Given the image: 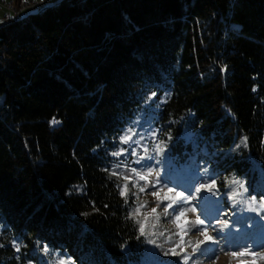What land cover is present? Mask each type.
Masks as SVG:
<instances>
[{"label":"trees","instance_id":"obj_1","mask_svg":"<svg viewBox=\"0 0 264 264\" xmlns=\"http://www.w3.org/2000/svg\"><path fill=\"white\" fill-rule=\"evenodd\" d=\"M143 120L263 199L264 0H59L0 25V264L140 263L114 171Z\"/></svg>","mask_w":264,"mask_h":264},{"label":"rangeland","instance_id":"obj_2","mask_svg":"<svg viewBox=\"0 0 264 264\" xmlns=\"http://www.w3.org/2000/svg\"><path fill=\"white\" fill-rule=\"evenodd\" d=\"M6 1H16L20 10L0 11V25L5 15L6 20L23 18L46 5L42 0ZM25 3L31 5L23 8ZM146 122L135 124L123 138L126 150L114 171L147 243L139 264H220L223 259L227 264H264V198L249 195L244 184L223 193L218 171L200 154L185 160L162 155L158 129ZM200 153L207 155L203 146ZM61 260L73 264L47 249L38 264Z\"/></svg>","mask_w":264,"mask_h":264},{"label":"built area","instance_id":"obj_3","mask_svg":"<svg viewBox=\"0 0 264 264\" xmlns=\"http://www.w3.org/2000/svg\"><path fill=\"white\" fill-rule=\"evenodd\" d=\"M35 3V2H34ZM29 5H31V3H26V8L29 7ZM33 5V4H32ZM7 10L11 13H17L18 10H20L17 6V2L16 1H6V0H1L0 1V11L2 10ZM23 10V9H22Z\"/></svg>","mask_w":264,"mask_h":264},{"label":"snow or ice","instance_id":"obj_4","mask_svg":"<svg viewBox=\"0 0 264 264\" xmlns=\"http://www.w3.org/2000/svg\"><path fill=\"white\" fill-rule=\"evenodd\" d=\"M52 122H53V123H58V121H56V120H53ZM232 183H239V181L233 180ZM240 187L243 188V185L240 184ZM208 190L211 191V188H209ZM197 191H199V189H197ZM262 206H264V205H262ZM167 207L170 208V207H172V205H168ZM193 210H194V209H193ZM153 211H155V209H153ZM173 211H174V212H175V211H179V208L173 209ZM165 214H167V208L165 209ZM181 215H183V213H181ZM197 223H198V224H202L203 222L198 220ZM141 231H143V228H141ZM209 239H211V237H209ZM17 250H19V249H17ZM45 250H47V249H45ZM241 254H243V253H241ZM59 264H65V262H64L63 260H61V261L59 262Z\"/></svg>","mask_w":264,"mask_h":264},{"label":"crops","instance_id":"obj_5","mask_svg":"<svg viewBox=\"0 0 264 264\" xmlns=\"http://www.w3.org/2000/svg\"><path fill=\"white\" fill-rule=\"evenodd\" d=\"M43 2H45L46 3V5H44L43 7H45V6H47V5H51V4H54V3H56V2H58L59 0H42ZM44 3V4H45ZM43 7H41V8H43ZM36 8V7H35ZM41 8H39V9H41ZM38 9V8H37ZM38 9V10H39ZM6 15L4 16V22H6Z\"/></svg>","mask_w":264,"mask_h":264},{"label":"bare ground","instance_id":"obj_6","mask_svg":"<svg viewBox=\"0 0 264 264\" xmlns=\"http://www.w3.org/2000/svg\"><path fill=\"white\" fill-rule=\"evenodd\" d=\"M23 8H26V3L23 4ZM221 258H222V257H221ZM220 264H227V263H226L225 260L223 259V260H221Z\"/></svg>","mask_w":264,"mask_h":264}]
</instances>
